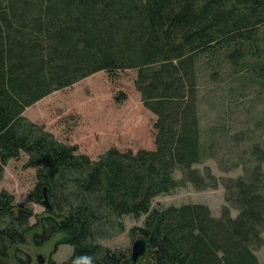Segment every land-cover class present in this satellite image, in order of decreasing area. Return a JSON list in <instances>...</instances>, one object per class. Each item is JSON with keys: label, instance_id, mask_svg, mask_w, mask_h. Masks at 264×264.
Segmentation results:
<instances>
[{"label": "trees", "instance_id": "obj_1", "mask_svg": "<svg viewBox=\"0 0 264 264\" xmlns=\"http://www.w3.org/2000/svg\"><path fill=\"white\" fill-rule=\"evenodd\" d=\"M263 26L264 0H0V182L7 163L24 152L26 165L37 168L32 199L42 201L47 186L52 203L31 224L32 208L0 188L5 245L24 243L41 226L37 243L60 234L56 248L73 247L68 259L47 264H89L85 257L122 264L127 252L101 240L125 231L124 217L144 216L130 235L149 242L147 264H262L255 250L264 245V111L225 136L237 143L243 174L222 183L229 205L220 216L201 202H153L188 184L201 190L221 183L209 165L196 166L221 143L204 137L201 76L212 88L238 81L233 94L256 83L264 92ZM131 69L144 105L157 115L154 148L113 146L93 158L24 115L96 72L115 78ZM15 257L31 264L19 251Z\"/></svg>", "mask_w": 264, "mask_h": 264}, {"label": "rangeland", "instance_id": "obj_2", "mask_svg": "<svg viewBox=\"0 0 264 264\" xmlns=\"http://www.w3.org/2000/svg\"><path fill=\"white\" fill-rule=\"evenodd\" d=\"M112 77L104 70L96 72L71 86L48 94L27 107L24 115L46 130L52 131L58 139L78 145L80 151L90 154L93 158H98L102 152L113 146L134 151L154 148L153 125L157 115L144 105L141 93L136 89V71L123 70L117 73L115 78ZM201 81L199 112L204 137L218 139L221 143L216 144L213 157L196 166L203 169L209 165L221 183L217 187L201 190L192 184L181 186L172 193L157 196L153 206L201 202L209 205L213 215L220 216L223 206L229 205L226 200V188L222 183L229 177L243 174V167L237 164V143L231 144L230 138L225 136L236 129H247L250 127L249 122L253 120L251 117L262 114L264 92L256 83L246 89L240 87L235 91L238 94H233L229 88L232 89L238 81L234 83L231 78L222 86L217 85L218 88H212L213 84L206 75L201 76ZM241 90L244 91L243 95L240 94ZM223 98L227 99L225 105ZM248 143H242L243 147ZM27 159L28 155L22 152L19 157H14L7 163L0 188L13 193L16 202L22 206L32 208L34 216L30 223L36 224V215L47 214L46 211L51 208L43 204L44 196L40 202L32 199L31 192L37 183V168L26 165ZM176 176L179 178L180 173ZM231 213L235 217L238 210L231 207ZM143 219L144 216L124 217L126 230L111 238L102 239L101 243L126 251L128 257L136 238L130 235V229L142 224ZM39 231L41 226H36L29 231L24 243L6 245L9 263L17 262L15 255L18 251L27 255L31 264H47L51 257L60 263L68 259L73 247L62 243L56 248L60 234L39 244L34 237ZM255 253L264 264V245L256 249ZM39 254L45 257L44 263L39 262Z\"/></svg>", "mask_w": 264, "mask_h": 264}, {"label": "water", "instance_id": "obj_3", "mask_svg": "<svg viewBox=\"0 0 264 264\" xmlns=\"http://www.w3.org/2000/svg\"><path fill=\"white\" fill-rule=\"evenodd\" d=\"M43 204L46 205L47 208H52V204L49 198L48 194V187H43ZM2 244V237L0 235V246ZM153 253V250L149 244V242L146 240L144 236H138L132 245L131 253L122 264H147L151 262V255ZM38 260L40 263L45 262V257L42 254L38 255Z\"/></svg>", "mask_w": 264, "mask_h": 264}, {"label": "flooded vegetation", "instance_id": "obj_4", "mask_svg": "<svg viewBox=\"0 0 264 264\" xmlns=\"http://www.w3.org/2000/svg\"><path fill=\"white\" fill-rule=\"evenodd\" d=\"M12 234V232L10 231V235ZM0 235L2 237V244L0 246V264H22L20 263L17 259V262L15 263H9V253H8V250H7V247L4 243V234L2 233V230L0 229ZM47 263H48V260H47Z\"/></svg>", "mask_w": 264, "mask_h": 264}, {"label": "clouds", "instance_id": "obj_5", "mask_svg": "<svg viewBox=\"0 0 264 264\" xmlns=\"http://www.w3.org/2000/svg\"><path fill=\"white\" fill-rule=\"evenodd\" d=\"M84 259L88 260L89 264H90V262H91V258L90 257H85Z\"/></svg>", "mask_w": 264, "mask_h": 264}]
</instances>
